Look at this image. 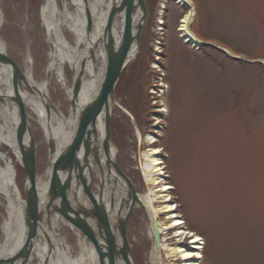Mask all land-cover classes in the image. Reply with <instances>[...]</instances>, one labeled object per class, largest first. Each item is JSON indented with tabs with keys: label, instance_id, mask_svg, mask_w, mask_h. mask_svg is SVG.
I'll return each mask as SVG.
<instances>
[{
	"label": "rangeland",
	"instance_id": "1",
	"mask_svg": "<svg viewBox=\"0 0 264 264\" xmlns=\"http://www.w3.org/2000/svg\"><path fill=\"white\" fill-rule=\"evenodd\" d=\"M145 1L148 18L140 34L141 49L116 86V101L139 125L145 123L146 130L155 129L151 120L161 117L155 129L159 131L158 145L164 149L160 157L167 167V180L175 187L173 194L186 226L206 240L204 263L264 264V70L259 64L231 62L215 50L202 52L185 43L177 29L188 6L183 9L176 0ZM198 2V28L206 38L264 56V0ZM41 6L42 0H0L5 16L1 34L8 43V53L24 71L30 56L38 81L46 77L50 52ZM67 36L74 42L73 35ZM157 57L169 86L162 95L163 114L150 112L157 110L149 85L159 78ZM72 79L68 65L67 83L72 84ZM49 92L70 115L66 88L53 78ZM110 125L116 159L133 179L136 190L144 193L146 179L137 153L140 141L142 151L150 148L146 140L149 134L142 132L141 138L131 116L117 109ZM34 136L38 171L44 174L48 168L47 140L42 132H34ZM3 148L16 159L6 145ZM17 182L24 195V170L19 163ZM157 204L162 205L161 201ZM3 214L0 204L1 218ZM161 217L166 221L164 214ZM148 227L143 212L134 210L128 236L135 264H149L147 251L153 246V237L148 236ZM61 231L73 252L79 254L77 237L66 227Z\"/></svg>",
	"mask_w": 264,
	"mask_h": 264
},
{
	"label": "bare ground",
	"instance_id": "2",
	"mask_svg": "<svg viewBox=\"0 0 264 264\" xmlns=\"http://www.w3.org/2000/svg\"><path fill=\"white\" fill-rule=\"evenodd\" d=\"M122 1L42 0V25L50 50L48 67L46 68L47 73L42 81H38L33 72V59L28 56L24 72L27 84L24 85L21 94L26 100L30 114L33 137L35 138L34 132H42L47 140L54 143L56 156L72 140L83 108L97 97L102 88L108 65L107 45L113 42V49H117L123 41L125 30L124 11L116 15L111 29H108V21L113 7L121 5ZM178 3L183 5L184 1L178 0ZM143 14L142 9L139 7L134 17V30L138 22L141 21ZM191 16L192 11L186 12L178 29L183 35H187L186 37L189 36L187 29ZM4 19L3 10L0 8V50L10 56L8 43L1 34V25ZM89 26H91L90 29ZM68 34L74 36V42H70ZM188 40L191 39L188 38ZM138 51L137 43H134L129 51V57L134 58ZM68 65L73 72L72 84L74 82H80L81 84L80 93L75 100L73 98V86L66 81ZM155 65L158 66L157 63ZM19 67L21 68L20 65ZM53 78L66 88L70 101H74L70 115H66L62 111L61 106L56 104L51 97L49 87L52 85ZM0 93L5 96L13 94L12 68L10 66L2 65L0 67ZM166 108L167 106H165ZM109 109L111 115L116 109L128 113L138 129L137 118L116 99L110 98ZM105 116L106 112L104 109L96 122L98 143L101 145L102 150L103 140L108 132V126L104 122ZM17 128L18 114L16 105L7 98L3 101L0 99V204L4 211L2 218L0 217L2 219L0 226L2 232L0 254L4 253V250H9V252L16 251L24 243L27 235L25 214L27 199L26 195L23 196L17 182V163L21 161L22 150L17 137ZM110 131L111 127L109 126V133ZM27 138L29 139V137ZM147 141L152 143L155 141V137L148 135ZM4 145L15 154L16 159L13 158L8 150L3 148ZM138 145V165L146 179L145 192L140 193L136 190L135 194L132 192V196L128 181L120 174H115L112 166V174L110 173L109 164L107 163L109 161L104 154L102 155L103 164L105 165L106 163V167L103 169L104 184L99 174L94 171L97 166L92 164V166L86 167L82 153L80 154L82 157L78 156L80 164L85 167L84 177L73 176L71 185L75 193L71 192L69 194L70 200L90 206L93 204L91 198V195H93L96 204L107 205L108 208L101 211L104 214L107 213L108 225L112 228L116 239L115 245H111L109 240L103 236L100 237L98 234L99 244L102 247L100 251L88 241L87 234L84 232L81 233L78 240L80 244L79 254L73 252V246L68 239L59 233L60 222L64 221L69 228H72L71 224L63 216L54 211L51 214V211L47 209L48 202L51 200V195L49 194L51 169L49 168L44 174L37 173L34 192L37 194L47 222L45 221L44 230L41 231L35 244L33 255L34 259L38 261L35 264H135L133 255L128 253L125 248V240L121 232V220L126 217L129 211L138 209L149 220L148 236L153 237V246L147 251L149 264H205L203 260H189L194 255H202L199 250L202 245L201 242H198V234L193 237L194 240L192 241L195 249L179 244L169 245L164 242L167 236H161L159 245L156 243L153 227L154 216L159 219L157 226L160 233L163 234L169 228L178 226V224H186V221L174 218V214L169 217L171 220L168 221L158 218L159 214L174 209L173 204L170 203H165L161 207L157 205V201L164 199V194H161L160 191L169 188V185H161L159 188L162 180L160 176H157V172L161 170L160 152L162 147H150L148 150L142 151V142L140 141ZM109 150L110 158L115 159L117 148L111 145ZM130 179L132 181V178ZM85 185L91 195L85 190ZM94 221H96L95 218H90V224L93 225L92 228H94V224H96V227L98 226L97 222L95 223ZM181 233L185 232L177 231L175 236ZM137 238L136 236L134 241ZM128 255L129 260L127 258ZM179 258L182 263L177 262ZM169 259L171 262H168Z\"/></svg>",
	"mask_w": 264,
	"mask_h": 264
},
{
	"label": "water",
	"instance_id": "3",
	"mask_svg": "<svg viewBox=\"0 0 264 264\" xmlns=\"http://www.w3.org/2000/svg\"><path fill=\"white\" fill-rule=\"evenodd\" d=\"M139 7L142 9L144 14L141 18V21L138 22L134 30V17ZM123 11L125 12L124 38L120 47L117 49H113V42H110L107 45V72L99 94L93 101L83 108L79 117L76 132L72 140L58 156L55 154L54 143L49 140L51 169V184L49 194L51 195V200L48 202L47 209L51 211V214L56 212L60 216H63L75 226H77L82 232H85L87 234L88 240H90L97 247L98 251H100V248H102L99 244L98 234L100 237L103 236L105 239L109 240L111 245H115L116 243L114 232L108 225L107 213L104 214V212L101 211L106 209V205L96 204L93 195H91L86 185L85 190L90 193L93 200L92 206L86 207L81 203L73 204L70 200L69 194L71 192L75 193L71 185L73 176L76 175V177H78L79 175L80 177H84L83 173L85 167L84 165H81L78 160V156L81 153L85 159V166H91V158H93L100 170L103 180L105 179L103 170L104 168L100 155V149L102 147L98 143V135L96 130L97 119L104 109L106 112L105 120L108 126V132L106 138L103 140L102 145L103 153L109 161L107 162L110 168L109 171L112 173L111 166H113L117 173L128 181V186L131 190V196L132 192L135 194V190L130 178L119 168L114 159L110 158L109 147L111 146V139L109 126L111 113L109 109V100L110 98L114 100L115 85L121 77L124 69L132 62V59L129 58V51L132 48V45L134 43L139 44L138 36L146 18L144 0H123L121 5L113 7L108 21V29H111L116 15L122 13ZM90 28L91 26H89V29ZM2 65L10 66L12 68L13 94L10 96L0 94V99L2 101L6 98L9 99V101L16 105L18 111L17 137L22 146L21 161L26 170L27 177V206L25 209V214L28 231L27 238L22 249L17 253L10 255L8 258H0V264H25L30 259L31 254L34 252L33 249L35 240L36 238H39L41 231L44 230V222L47 220V218L43 215V210L41 209L37 194L34 192V183L36 178L35 142L31 135L28 113L26 111V100L21 94V90H23V82L27 84L26 75L21 71L17 63L10 56L0 50V67ZM80 85V82H74V100L80 93ZM26 137H29V139H26ZM139 203L143 205L141 201H139ZM130 213L131 211H129L126 217L121 220V232L123 234L125 248L128 250V253L131 252V249L127 244L126 224ZM90 218H95L96 221L94 222H97V227L96 224H94V228H92L93 225L90 224ZM154 228L156 232L157 243L159 244L160 232L156 219H154ZM127 258L129 260V255Z\"/></svg>",
	"mask_w": 264,
	"mask_h": 264
}]
</instances>
